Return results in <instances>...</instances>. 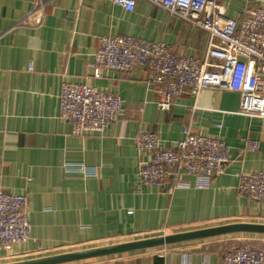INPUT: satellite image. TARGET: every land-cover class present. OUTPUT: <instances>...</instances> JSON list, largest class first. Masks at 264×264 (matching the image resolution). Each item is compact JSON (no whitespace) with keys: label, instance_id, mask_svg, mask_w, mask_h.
Masks as SVG:
<instances>
[{"label":"crops","instance_id":"0c3cea01","mask_svg":"<svg viewBox=\"0 0 264 264\" xmlns=\"http://www.w3.org/2000/svg\"><path fill=\"white\" fill-rule=\"evenodd\" d=\"M35 1L0 0V190L26 196L31 227L30 240L14 246L11 261L218 223L264 224V202L237 190L240 176L264 171V119L240 114L237 93L207 89L195 98L184 92L161 111L145 71H103L96 78L88 66L99 38L112 36L162 43L176 56L199 59L206 32L144 0L132 12L108 0H44L41 24L22 25ZM214 2L229 19L264 5ZM64 81L117 95L121 116L102 133L73 135L58 115ZM185 128L228 146L224 172L204 186L182 175L187 185L171 193L172 180L161 188L144 186L136 136L154 132L170 148ZM245 139L257 142V151L245 150ZM260 241L243 244L260 249ZM239 245L205 239L71 264H221Z\"/></svg>","mask_w":264,"mask_h":264},{"label":"built area","instance_id":"2783aa9c","mask_svg":"<svg viewBox=\"0 0 264 264\" xmlns=\"http://www.w3.org/2000/svg\"><path fill=\"white\" fill-rule=\"evenodd\" d=\"M128 12L138 0H108ZM204 31L209 37L203 57L176 56L162 43L131 36L102 37L88 65L94 77L103 71L118 73L143 70L155 92L159 110L168 111L184 92L195 98L204 90L230 91L240 97L239 113L264 119V5L246 8L236 19L226 18L214 0H144ZM258 1V0H254ZM44 0H36L22 25L41 24ZM122 114L121 99L86 84L64 81L58 96L59 118L68 122L75 136L104 132ZM244 149L255 152L257 142L243 140ZM140 156L138 177L146 187L161 188L169 180L174 189L186 186L182 175L200 186L221 175L229 161V148L218 137L197 135L190 128L183 138L163 148L154 132L135 138ZM240 196L264 202V171L240 176ZM27 198L0 190V258L8 259L14 246L30 240ZM2 254V255H1ZM5 254V255H3ZM221 264H264V248L246 244L225 252Z\"/></svg>","mask_w":264,"mask_h":264},{"label":"water","instance_id":"95a60500","mask_svg":"<svg viewBox=\"0 0 264 264\" xmlns=\"http://www.w3.org/2000/svg\"><path fill=\"white\" fill-rule=\"evenodd\" d=\"M231 234L264 235V224L236 222L200 230L170 234L166 236L94 248L85 251L67 252L63 254H56L43 258L24 260L7 264H71L77 263L79 261L111 257L117 254L154 249L163 246H171L180 243L205 240Z\"/></svg>","mask_w":264,"mask_h":264},{"label":"rangeland","instance_id":"374dc122","mask_svg":"<svg viewBox=\"0 0 264 264\" xmlns=\"http://www.w3.org/2000/svg\"><path fill=\"white\" fill-rule=\"evenodd\" d=\"M231 223H233V222H231ZM226 224H230V223H218L216 225H206V226H203V227L202 226L194 227V228H191V229H187V230H185L183 232L200 230V229L210 228V227H214V226L216 227V226H221V225H226ZM179 231H181V230L172 231L170 233H172V234L181 233ZM168 235H170V234H168ZM161 236H166V233L160 232V233H156V234H146V235L136 236L134 238H124V239H119L118 238V239H115V240H111L110 242L92 244V245H88V246H82L81 248L72 250L71 252L85 251V250H90V249H94V248L118 245V244H123V243L143 240V239H149V238H155V237H161ZM262 238H264V235L231 234V235H225V236H220V237H214V238H210V239L211 240H228V243L230 245L243 244V243L259 245V243L261 242L260 240ZM195 242H198V241H195ZM262 248H264V247H261L260 249H262ZM11 260H12L11 258L10 259L8 258L7 260L3 261V264L7 263V262H10V263H14L15 262V261H11ZM87 261H90V260H87ZM79 262H83V261H79Z\"/></svg>","mask_w":264,"mask_h":264}]
</instances>
